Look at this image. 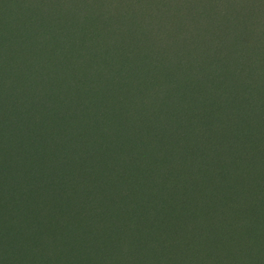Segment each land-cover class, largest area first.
<instances>
[{
    "label": "rangeland",
    "instance_id": "374dc122",
    "mask_svg": "<svg viewBox=\"0 0 264 264\" xmlns=\"http://www.w3.org/2000/svg\"><path fill=\"white\" fill-rule=\"evenodd\" d=\"M79 1L25 0L24 5L11 6L0 0V46L7 42V58L0 56V264H96L102 257L104 264H252L242 257L256 222L248 226L246 220L261 222L254 237L264 245V174L241 164L234 165L232 176L227 161H218L225 169L215 173L216 181L230 176L244 186V194L249 190L246 197L225 191L217 213L202 221L214 227L222 220V228L216 229L224 235L211 249L213 241L199 240L200 232L189 230L207 213L202 203L206 196L200 197L193 187L196 173L180 161L193 164L200 153L196 147L210 155L211 132L219 133L212 138L227 143L233 113L226 111L227 122L221 119L225 105L211 90L225 92L228 82L240 81L264 51L262 25L250 22L253 18L262 23L264 8L247 11L254 2L264 5V0L242 1L247 8L241 4L236 22H208V35L201 42L195 28L203 13L199 5L211 0H175L189 5L195 17L167 9L172 22L161 24L162 33L172 35L178 48L194 51L202 44L200 49L208 53L209 36L215 35L228 56L216 67L209 60L185 61L182 67L175 64L178 58L167 60L149 77L133 73L139 56L128 50L122 36L104 33L101 11L83 19ZM31 2L37 4L34 11L44 5V12L35 16ZM27 27L31 33L25 35ZM111 37L118 45L112 64L116 48L105 44ZM98 61L108 64L100 73L95 69ZM93 73L98 77L92 79ZM85 80L99 87L92 84L85 92ZM262 81L264 68L249 86L259 88ZM39 83L49 88L48 101L35 98ZM261 100L264 108V97ZM34 105L44 106L38 110ZM263 111L254 112L256 121ZM241 127L250 144L245 159L263 161L264 138L260 142L258 134ZM194 128L197 136L179 140L182 133L197 132ZM23 150L28 155L25 164ZM9 163L11 172L2 173ZM219 196L214 205L221 203ZM248 198H253L255 216L246 217L240 210L250 206ZM236 216L245 228L235 227Z\"/></svg>",
    "mask_w": 264,
    "mask_h": 264
},
{
    "label": "trees",
    "instance_id": "16d2710c",
    "mask_svg": "<svg viewBox=\"0 0 264 264\" xmlns=\"http://www.w3.org/2000/svg\"><path fill=\"white\" fill-rule=\"evenodd\" d=\"M25 0H6L7 4H10L11 6H15L19 4V2H22L24 5ZM242 1L244 0H211L205 5H199L202 6L201 12L198 16V20L196 22V27L199 29V34H201V37L197 40L201 42V40L208 35L206 32L205 26H207L208 22H211L216 25V21L218 19H225V21L231 23L236 22L237 17L240 13V8ZM38 2V1H37ZM240 2V3H239ZM33 2L29 5V8L32 10L33 14L35 16H38L44 12L45 6L41 5L37 7L36 11L35 6L32 5ZM40 2L38 3V5ZM80 10L82 12L85 11V13H82L83 19L87 18L88 16L94 17L96 16V9L100 10V17L103 18L102 22H105L103 27L104 33L107 34L112 31H114V34L120 35L124 39V44L129 46L130 52L131 50L136 53L139 56V63L136 67H134L133 62V73L135 75H143L145 74L147 77H149L150 73L153 72L155 67H164L167 65V60L173 61V59L178 58L177 62L175 63L177 66H183L187 61L190 60L195 62H204L209 60L210 63L216 67L217 62H222L225 60V58L228 56L226 52H224V47H222V43L219 40L216 41L215 35H210L209 38L211 40V51L208 53L206 50H202L201 45L198 44L197 48L194 49V51L189 50L185 51L182 48L176 47L179 43L173 44V41L170 40L169 34H163L162 28L160 26L163 25V23L166 24V22L170 23L172 22V19L168 17V13L170 11H167V9L174 8L176 11H184V13H188V16L193 19L194 13L193 9H190V6L186 4L184 1L178 2L175 0H80L79 1ZM244 5V4H243ZM196 6V7H199ZM247 8V5H244ZM195 7V8H196ZM251 9L247 8L248 10L253 9H263L264 5L260 2H254L251 5H249ZM205 8H209L210 10H206ZM200 11L199 8H196ZM5 12L10 11V6L8 8H5ZM203 10V11H202ZM205 10L206 13L205 14ZM38 14V15H37ZM256 16V14H255ZM234 17V19H233ZM100 20V19H99ZM98 21V20H97ZM252 21L253 25H262V31L264 32V21L259 22L258 20H255L251 18L250 22ZM94 23V18L93 22ZM109 23H114V25L110 26ZM258 23V24H257ZM162 24V25H161ZM42 25V23H41ZM211 26V29L214 30L216 26ZM81 27L85 28L88 25H80ZM79 26V29H80ZM218 27V24H217ZM73 30V27H72ZM31 33L30 28L27 27L25 30V35ZM96 32H94L92 29L90 31V34L95 35ZM243 33V32H241ZM3 34V32H0V36ZM113 35V34H112ZM166 36V37H165ZM90 37V36H89ZM94 39V38H93ZM103 42V40H102ZM105 43V42H104ZM186 43V42H184ZM108 47H114L116 48L113 52L112 60H110L111 64L115 63L116 57L115 52L117 51V43L114 37H111L106 43ZM1 50H0V56L7 58L5 49L3 48L7 45V42L1 44ZM93 45V43L91 44ZM120 48V47H118ZM215 48V49H213ZM120 50V49H119ZM118 50V51H119ZM117 53V52H116ZM187 54V55H186ZM2 57L0 59L3 61ZM90 58V56H89ZM115 58V60L113 59ZM123 58V57H122ZM264 60V51H259L255 60L253 61V64L255 65L250 72H248L245 76L241 74L239 78H241L240 81L237 83H229L227 84V90L225 92H222L220 90H217L216 88L212 89V92L217 93L218 98L221 100L222 105H225V108L220 111V117L223 118L225 122H227L226 118V111H231L233 113V118H230L228 125H229V136L226 138L227 143L225 140L223 142H220L218 138L214 139L211 136H215L218 132H211L212 134L209 137V141L207 144L210 146L207 147L208 151L211 152L210 155H207L205 152V148L198 149L195 148L196 151H199L200 153L196 154V158L193 161V164H190L186 161L181 160L180 163L183 165H186V169H190L196 173L199 174L196 175V178L193 179V187L197 189V193L206 196V200H204L202 203L206 207V214L202 218V220L197 224L195 221H193V225L197 224L199 226H192L193 229H190V232H200L198 237L199 240L205 239L206 237L213 241L214 244L210 245L209 248L214 249L216 247V244L219 242L221 237L224 235V231H219V229L222 228L220 220L219 222L215 223L216 225L213 227V224L209 223H202L203 220L207 221L210 216L209 213H217V206H220L222 203H224V198L226 196V192L232 191L236 196H245L247 194L248 188L246 189V194L242 190L244 186L235 183L232 180V177L226 176L222 177L219 180H215L216 174L219 173L220 170L225 169V167L219 166L218 161H227V166H230L231 174L232 176L234 173H236L234 165H241L243 164L245 167L244 169H250L251 171H255V173L264 174V160H258L254 163L249 162L248 159H245L247 156V153H245L246 148H249L250 144L245 143L246 135L247 133H244L246 131L245 129H242L241 124H244L245 127L248 129V131H254L256 134H258L257 138L261 139L260 142H262L264 138V116H259L257 121L255 120L254 112L262 109L264 110L262 106V100L261 98L264 97V81L263 83L259 84V88H251L249 86L250 80L258 75V72L263 69L264 67H259L260 62ZM125 62V59L123 58V61ZM137 63V60H136ZM135 63V64H136ZM47 64V61L45 62ZM105 66H108V64H104ZM98 61L95 63V69L96 73H100L99 70H103L105 66ZM109 68V67H108ZM112 68V65L110 66ZM45 72V71H44ZM98 77L97 74L92 75V79ZM243 82L241 83V81ZM32 80H30L28 83L27 88H30V83ZM153 80H150V83H152ZM93 84V87L91 86ZM48 85V84H47ZM94 82H91V80L84 81L83 91L86 92L89 88H96L99 87L94 86ZM35 90L33 91V94H35V98L39 97L43 100L48 101V87L44 84L39 83L35 86ZM242 90V91H241ZM251 90V91H250ZM254 90V91H253ZM28 91L27 89L23 90V93H26ZM241 91V92H240ZM249 92L251 94H249ZM241 94V96H240ZM57 95H62L59 91ZM260 95V96H259ZM194 100L197 98V96H193ZM223 105V106H224ZM44 105L36 106L34 105L33 108H37L39 110V107ZM264 112V111H263ZM32 113V112H31ZM263 114V113H261ZM260 114V115H261ZM257 117V116H256ZM201 127L203 126L202 123H200ZM255 127V128H254ZM254 128V129H253ZM197 129H193L195 131ZM197 132L192 133L189 132L188 135L185 133H182L179 137V140L186 139L190 137V135H193V137L197 136ZM219 134V133H218ZM121 134H119L120 136ZM199 135V134H198ZM124 137V136H123ZM121 137V139H123ZM251 137V136H250ZM249 137V138H250ZM221 138V136H220ZM248 138V139H249ZM119 139L117 135V140ZM193 139V138H192ZM34 142V141H33ZM207 142V141H206ZM206 142L204 144H206ZM164 145V144H162ZM161 145V146H162ZM219 145V146H218ZM190 146V145H189ZM191 149L194 150L192 146H190ZM245 147V148H244ZM11 149V150H10ZM13 150L10 147L9 153H11ZM219 154V155H218ZM14 155V154H13ZM23 164H25V160L28 159L27 153H25V150H23ZM10 168L8 170H2V173H10L12 170V164H7ZM192 166L194 168H192ZM195 169V170H194ZM227 169V168H226ZM23 173H25L22 170ZM19 173L21 171L19 170ZM21 173V174H23ZM22 178V177H21ZM218 189V190H217ZM215 191V193H214ZM220 192L219 205H214V200L217 197V193ZM244 192V193H243ZM212 198V199H211ZM236 198V197H235ZM128 200L131 198L128 197ZM211 199V200H210ZM249 199V205L246 206H240L241 211H244V215L248 217L250 213H252L251 216H255L254 210L251 212V207L254 204L253 198ZM235 200H240L239 198ZM232 210V209H231ZM232 215V213L230 214ZM233 217V215H232ZM236 219V220H234ZM233 221L236 223L235 227L239 228H245V224L240 221V216H236L233 218ZM251 222L246 220V225H250L252 222V231H249L248 236L252 238L251 245L249 246L248 250L244 252L243 259L250 260L252 264H263L264 262V245H260L261 243H257V238L254 237V235H258L260 233L259 227H260V221L254 219H250ZM217 225L220 227L218 230L216 229ZM208 228V230L203 229L202 227ZM262 226V225H261ZM261 228V227H260ZM262 236V235H261ZM262 242V241H261ZM264 243V242H263ZM257 247V248H256ZM255 248V249H254ZM210 252V250H209ZM104 257H102L103 259ZM102 259H98L96 264H104ZM192 264H200L199 261L194 260Z\"/></svg>",
    "mask_w": 264,
    "mask_h": 264
}]
</instances>
